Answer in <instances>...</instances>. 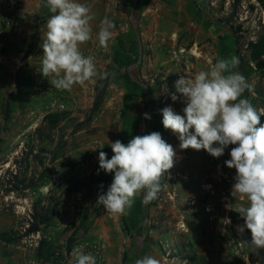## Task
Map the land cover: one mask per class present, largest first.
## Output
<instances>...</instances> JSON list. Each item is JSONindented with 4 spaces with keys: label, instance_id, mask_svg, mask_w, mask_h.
Returning a JSON list of instances; mask_svg holds the SVG:
<instances>
[{
    "label": "rangeland",
    "instance_id": "obj_1",
    "mask_svg": "<svg viewBox=\"0 0 264 264\" xmlns=\"http://www.w3.org/2000/svg\"><path fill=\"white\" fill-rule=\"evenodd\" d=\"M109 5L107 18L115 27L107 47L98 44L99 27L93 28V38L80 46L85 56L95 57L98 71L108 73L110 86L103 103L107 111L102 114L100 110L77 131L96 88L107 78H94L71 90L75 99L84 102L80 103L85 109L78 112L82 113L78 122L77 116L70 117L68 106L54 105L55 89L40 73L41 60L25 63L26 53H16L19 61L13 68L0 61V234L11 229L24 231L36 207L40 212L49 206L55 212L54 221L45 230L54 247L51 260L38 258L42 238L35 234L11 244L0 242V264H74L73 253L78 247L92 254L97 264H124V255L125 264H136L148 255L160 264H202L198 247L208 232L213 234L212 264H259L264 249L257 251L243 243L250 240V232L241 237L236 231L243 220L234 209L242 201L232 200L235 169L224 163L230 159L232 146L211 162L213 157L204 150H180L177 136L163 127L162 137L177 152L174 167L162 180V185L167 184L148 205L143 194L138 195L123 215L109 214L97 203L98 195L110 184L81 186L79 182L95 171L112 180L113 174L99 169V152H106L110 159V142L127 144L136 135L153 132L143 115L148 113L147 102L150 108L154 105L153 113L161 120L165 107L183 115V98L174 102L171 94L175 90L171 88L179 76L206 69L208 61L237 57L236 70L250 85L242 98L264 111V71L258 70L249 51L250 44L264 33V0H110ZM9 8L11 14L32 21L31 35L37 30L39 40L51 15L42 0H0V57L9 56L12 47V41L5 40ZM145 32H150L147 40H143ZM119 85H126L123 93ZM136 97L145 106L140 124L130 121L129 108L114 110L123 107L120 102L128 106ZM6 100L10 103L8 119ZM53 113L67 114L61 123L64 127L52 132L51 140L40 142L35 131L41 128L47 132L45 117ZM261 118L264 124V116ZM30 176L38 179L39 188L18 191L16 186L23 188L20 180ZM159 204L172 211L166 215L159 209L155 220L150 208ZM150 231L165 236L145 240Z\"/></svg>",
    "mask_w": 264,
    "mask_h": 264
},
{
    "label": "clouds",
    "instance_id": "obj_2",
    "mask_svg": "<svg viewBox=\"0 0 264 264\" xmlns=\"http://www.w3.org/2000/svg\"><path fill=\"white\" fill-rule=\"evenodd\" d=\"M46 7L51 15L40 45L42 76L57 90L69 92L77 84L107 78V72L98 71L95 57L85 56L80 50L93 38L91 9L79 0H46ZM114 27L107 17L101 21L96 32L100 47H107ZM238 64L237 57L218 58L208 61L204 70L179 76L171 99L175 102L183 98V115L165 107L162 125L177 136L180 150H204L219 158L232 146L230 159L224 163L235 169L232 200L242 201L234 209L243 220L236 231L241 237L245 231L250 232V240L243 243L259 251L264 249V111L242 98L250 85L236 70ZM143 115L151 119L148 113ZM110 147L111 158L101 150L98 160L99 169L113 174V179L107 191L98 195L97 203L109 214L123 215L138 195L143 194L145 203L157 197L163 178L175 165L177 152L158 131L136 135L127 144L116 140ZM73 255L74 264H97L92 254H85L79 247ZM136 264L160 261L148 255Z\"/></svg>",
    "mask_w": 264,
    "mask_h": 264
},
{
    "label": "crops",
    "instance_id": "obj_3",
    "mask_svg": "<svg viewBox=\"0 0 264 264\" xmlns=\"http://www.w3.org/2000/svg\"><path fill=\"white\" fill-rule=\"evenodd\" d=\"M109 1L110 0H79L80 3H83V4H86L90 9H91V14L93 15V19L91 21V26L92 28H98L100 27L101 25V21L107 17V14L108 12L111 11V8H109ZM10 12V14H8L6 16V18L8 19L7 22H10L11 20H14L16 23V27H17V32L15 33V35L12 36V38H6L5 37V40L6 41H12V47H11V52L9 53L10 55L7 57H3L1 56L0 57V61H4L5 65H8L10 66L11 68H13L15 62H18V56H22V55H25L24 53H26L27 51V47L30 43V41L32 40V37H33V34L31 35V30L33 29V27H31L33 25L32 21H27V20H23V18L20 17V14L19 13H15V14H11V11H12V8H9L8 10ZM20 12V11H18ZM27 14V12H25ZM23 14V13H21ZM29 15V14H27ZM10 20V21H9ZM7 26V24H6ZM7 31H8V27H7V30H6V33L7 34ZM34 33V32H33ZM43 34L44 32L42 33L41 37H40V40H39V43H38V46L32 51L31 54H29L27 56V58H25L24 62H30V61H38V60H41L42 59V54H43V50L41 48V43H42V38H43ZM143 36L145 37L143 40H147L149 37H150V32H145L143 33ZM39 37V35H38ZM16 53H19L18 56L16 55ZM24 64V63H23ZM99 79V78H97ZM96 79V80H97ZM97 82V81H96ZM137 86H139L138 84H136ZM136 86V87H137ZM30 87V86H28ZM126 88V85H119V90H120V93L124 92ZM54 105H58L57 107L61 108V107H67V109L69 111H71V115L70 117H78V122L82 119L80 118L82 115V113L78 114V112L80 111V109H85V108H82L80 106V103H84V102H81V100L79 98L75 99V96L73 94V91H63V90H57L56 88H54ZM53 91V90H52ZM81 92H86V90L84 91H81ZM95 90L93 88L92 90V93H94ZM74 100H76L74 102ZM93 102H94V99H91V106L89 107V110L91 109L92 105H93ZM120 105L123 106V107H115L114 110L116 108L119 109H125L126 108H129L130 110V113H128V117L130 119V121H133L136 122V120H138V123L140 124V121L141 119H143V117L141 116L142 114V109L145 107L144 104H141V102L139 101V99H137V97L135 98L134 101L128 103V106H127V103L124 102H120ZM119 105V106H120ZM65 107V108H66ZM81 107V108H80ZM153 108H154V105L152 104L151 108L147 102V109H148V114L151 116V119H147L148 121V125L149 127L150 126H153V131H158L162 134V136L165 135V132L163 133V126H162V120L158 117V116H155L154 113H153ZM102 110V114L106 113V105L103 104L101 109ZM83 111V110H82ZM84 112H87V111H84ZM89 112V111H88ZM101 114V113H100ZM75 119V118H74ZM142 121V120H141ZM132 124V123H131ZM182 185L184 186V182H181ZM167 183H164V185H162L163 187L166 186ZM162 187V188H163ZM176 194V193H175ZM174 194V195H175ZM168 195L171 196V198H174L172 193H168ZM177 195V194H176ZM194 197H196V194L194 192ZM150 202L147 203V205L149 204ZM146 204V203H145ZM159 209H164V211H166V215H169L171 213V208L168 206V207H164L162 204H159L158 206L156 207H151L150 208V213L152 216L156 217V219H158V215H159ZM175 214V213H174ZM156 222H154L155 224ZM211 232V231H210ZM213 234H210L208 232V236H206V238L200 243L199 245V260L202 264H212V260H213V257H212V249H213V244H212V237ZM165 234H161L159 235L158 232L156 231H150L149 233L145 234V240L149 237L153 238V239H157L158 237H164ZM144 242V241H143ZM144 244V243H143Z\"/></svg>",
    "mask_w": 264,
    "mask_h": 264
},
{
    "label": "trees",
    "instance_id": "obj_4",
    "mask_svg": "<svg viewBox=\"0 0 264 264\" xmlns=\"http://www.w3.org/2000/svg\"><path fill=\"white\" fill-rule=\"evenodd\" d=\"M43 2H46V0H42ZM240 0H238L239 3ZM234 14H232L231 16L234 17ZM31 18H36L35 16H30ZM239 31V30H238ZM239 39L237 37H235V44L239 45ZM258 41L256 43H251L250 44V50L251 51V59L252 61H254L256 63V67L258 68V70L260 71H264V33H262L258 39ZM39 43V37H38V31L35 30L33 33V37L32 40L30 41L28 47H27V51H26V56H28L29 54L32 53V51L38 46ZM264 74V72H263ZM110 86V80L109 78H107L104 81L103 86H98L96 88V96L94 98V102L93 105L91 107V109L89 110V112L87 113L86 119L83 122H80L79 124L76 125V131L82 127L85 124H88L92 121L93 117L99 113L103 103H104V99L105 96L107 95V91L108 88ZM172 91L175 90L174 87L171 88ZM260 93L262 94L263 91H260ZM9 110H10V103L9 100H6L5 105H4V114H5V118L8 119L9 118ZM67 114H60V113H53V114H49L45 117V124L47 127V132L46 130H42L41 128H37L35 131V134L38 138V140L40 142H43L45 139L47 140H51L52 139V132L56 131V130H60L62 129L64 126H61V123H63L64 120H66L67 118ZM261 120H263V118H261ZM262 123V121H261ZM61 137V135H60ZM64 139V137H62V140ZM61 140L59 141V143L57 144V147L60 145ZM42 152H47L46 149L41 148ZM35 157H39V156H35ZM28 158V157H27ZM25 163H26V158L24 159ZM26 167L28 168L29 166H27L26 163ZM108 183L111 184L112 180L111 179H107V178H101V173L98 171L93 172L90 175H87L85 177H83L82 179H80V185H91V184H95V183ZM20 185H23V188H19L18 186H16V189L19 191L22 190H36L39 188V183H38V179L36 177L30 176L28 179H23L20 180ZM11 192H13L14 190H10ZM37 203L41 204V201H38ZM55 219V212H54V208H52L51 210L49 209V206L47 207V209L45 210H41L39 212L38 208H35V211L31 214V218L28 221L29 222V226H27L26 228H24V231H16L14 229H11L9 231H6L4 233L0 234V242L3 243H7V244H11L15 241H20L22 239L28 238L32 235L35 234H39L41 236V241L39 243V247L37 248V256L38 258L42 259V260H51L54 257V247L50 244L48 238H46L45 236V230L47 227H49L51 225V223L54 221ZM67 252L70 254L71 253V249L67 248ZM126 262V255L123 256V263L125 264ZM251 264H256L255 262L251 263ZM259 264H264V256L261 258Z\"/></svg>",
    "mask_w": 264,
    "mask_h": 264
},
{
    "label": "built area",
    "instance_id": "obj_5",
    "mask_svg": "<svg viewBox=\"0 0 264 264\" xmlns=\"http://www.w3.org/2000/svg\"><path fill=\"white\" fill-rule=\"evenodd\" d=\"M10 21V20H9ZM16 22L14 20H11L10 22H7V27H8V31L7 34H5L6 38H12L13 35H15V33L17 32V27H16ZM215 160V158L213 157L211 159V162H213ZM239 246H241V243H239ZM101 249L98 248V251H100Z\"/></svg>",
    "mask_w": 264,
    "mask_h": 264
}]
</instances>
